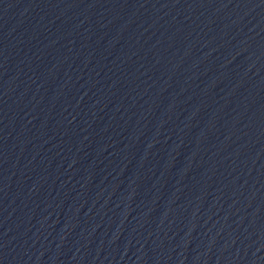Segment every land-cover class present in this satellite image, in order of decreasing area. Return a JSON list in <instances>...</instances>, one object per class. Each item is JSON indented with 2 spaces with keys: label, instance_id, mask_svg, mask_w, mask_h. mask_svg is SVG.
Listing matches in <instances>:
<instances>
[{
  "label": "water",
  "instance_id": "obj_1",
  "mask_svg": "<svg viewBox=\"0 0 264 264\" xmlns=\"http://www.w3.org/2000/svg\"><path fill=\"white\" fill-rule=\"evenodd\" d=\"M0 264H264V0H0Z\"/></svg>",
  "mask_w": 264,
  "mask_h": 264
}]
</instances>
